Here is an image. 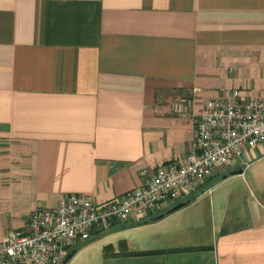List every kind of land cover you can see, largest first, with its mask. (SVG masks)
Returning <instances> with one entry per match:
<instances>
[{
  "label": "crops",
  "instance_id": "crops-1",
  "mask_svg": "<svg viewBox=\"0 0 264 264\" xmlns=\"http://www.w3.org/2000/svg\"><path fill=\"white\" fill-rule=\"evenodd\" d=\"M232 88L264 98V0H0V239L64 193L132 189L190 147L170 101ZM263 212L259 144L63 264H264Z\"/></svg>",
  "mask_w": 264,
  "mask_h": 264
},
{
  "label": "built area",
  "instance_id": "built-area-1",
  "mask_svg": "<svg viewBox=\"0 0 264 264\" xmlns=\"http://www.w3.org/2000/svg\"><path fill=\"white\" fill-rule=\"evenodd\" d=\"M169 109L194 118L192 141L181 157L157 166L138 185L105 201L68 192L52 207L35 206L22 228L2 235L0 264H61L72 246L113 221L138 219L154 213L162 202L182 200L215 171L236 164L245 149L264 144V98L259 96L232 88L204 101L196 113L188 95L171 100Z\"/></svg>",
  "mask_w": 264,
  "mask_h": 264
},
{
  "label": "water",
  "instance_id": "water-1",
  "mask_svg": "<svg viewBox=\"0 0 264 264\" xmlns=\"http://www.w3.org/2000/svg\"><path fill=\"white\" fill-rule=\"evenodd\" d=\"M241 171H242L241 168H239V169H235V170L230 171L228 174H230V175L231 174H236V173H240ZM224 177H225V175H224ZM181 205H182V203H178V204L174 205L172 207V209H175V208H177V207H179ZM74 251H75V249H70L67 252V254L65 255V257L63 258L61 264L65 263L73 255Z\"/></svg>",
  "mask_w": 264,
  "mask_h": 264
},
{
  "label": "trees",
  "instance_id": "trees-1",
  "mask_svg": "<svg viewBox=\"0 0 264 264\" xmlns=\"http://www.w3.org/2000/svg\"><path fill=\"white\" fill-rule=\"evenodd\" d=\"M154 252L153 250H147V251H130V253L136 254V253H150Z\"/></svg>",
  "mask_w": 264,
  "mask_h": 264
}]
</instances>
